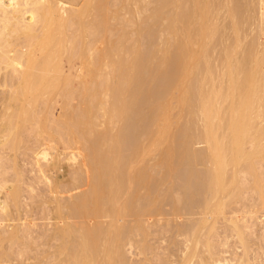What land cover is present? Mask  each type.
<instances>
[{"label": "bare ground", "instance_id": "1", "mask_svg": "<svg viewBox=\"0 0 264 264\" xmlns=\"http://www.w3.org/2000/svg\"><path fill=\"white\" fill-rule=\"evenodd\" d=\"M10 1L11 2L9 4H6L4 2V0H0V23H2V25H0L1 26V28H0L1 29L0 30V64H2V62H3V65H2L3 68L2 67L1 68L4 69V63H5V65L10 66L8 68L14 69V70L9 69L10 71L11 70H13V71L18 70L19 73L16 72L17 76H18V74L21 75V76H19L20 81L18 82V84H17L18 86L16 88L17 92L15 91L16 93H18V95L19 94L25 95V97H26L27 94H34V93H40V92H41V95H43V96H44V94L45 95L46 94L51 95V93L55 91L57 85H60L62 82H66V83H62V85L64 84L63 85V87H64L69 82V77L67 78L66 74H65L66 76L63 75L66 78L61 77L59 75L60 74L59 71L64 70V69H61L62 67L60 68V66H62L63 63L60 62L62 60L59 61V59L61 56H62V58L64 55L66 56L67 52H66V54L64 52L66 50H68L67 49L68 44L66 43L67 48L65 47V44H64L66 42V40L63 43V40L66 37V35H65L63 38V35H64L63 34V30H64L63 27L66 24V22H67V24H69V23H72L71 22L72 20L73 21H74V19L77 20V18H76L77 16L75 15L76 13L75 14L73 13L74 16H76L75 18H73L74 16L72 15L73 19L64 15L65 14L64 11L69 9V8H66V7H68V6H66L67 4L65 2H62L61 0H10ZM96 1H98L96 6L94 7L96 9H94L93 11H96V13L98 12L101 14H99L100 16L97 19V17L96 16L94 17V14H93L95 12H92V11L90 12L91 14H93V17L91 15H90V17L95 18V23H94V20L90 18L89 23L91 26H86V27H91V28H90V30L85 29V31H83V33L85 34L86 30H87V32L88 31L91 32V33L88 32L91 35L93 32L92 29H94L93 24H95V28H99V29L98 30L96 29L97 33L94 34L93 36L96 35L95 39L98 40L101 37L104 38L105 34L108 36V34L110 33L109 31H107L109 33H106V31H105L106 28L108 30L110 29V28H108L110 26L109 25L110 21L108 20L109 22L107 23V19L109 18L107 16V10L105 9V11H103V7H105L107 4L106 0L104 1L106 3H104L103 0H96ZM160 1L162 2V4L158 7L155 6V8L156 7L157 8L156 9L154 8L155 11L151 12L152 16L150 15L149 18L152 19V17H153V19H154V20H152V21H154L153 23H156L158 21L161 22L163 19L164 20L166 19L168 21V22L166 21L168 23L167 29L170 32V34L172 35L171 36L172 38L169 37L172 40L171 41L167 40L171 43H168L165 40V42H167L168 44L164 43L165 48L162 47L163 50L160 49V47H159L160 52L158 51L157 48L153 49L154 51L148 50V51H150V52L152 51V52L150 54L146 53L149 56H147L145 54L147 56V58H145V57H143L144 53H140V51H139V47L136 44L137 41L135 42V44H132L133 42L131 43V40H130L131 38H130L127 41V43L125 41V43H126L125 45L121 44V42H122L121 38L123 37L125 39V37H126V34H125V37H124V35H122V37L120 38V36L122 34L121 33L119 36V38L121 39V40H119V42L120 41L121 42L119 43L116 40L117 43H119V44H117L116 41H113V40H112L113 44H112L111 40L109 41L111 43H108L107 41L109 39L106 40V35H105V40L103 38L100 39L102 42L101 48L97 47L98 49L96 48L97 50L96 51L94 50V52L92 53V54L95 53L94 55H92L91 57H87V59H85V58L83 59V60H87V68H86L87 70L86 71H88L87 74L91 78V79L89 78L90 79L89 81L92 82V84H91L92 86L89 85L91 88L87 87L90 90V92H89L90 94L88 95L89 96L88 99H90V96H91L92 97V101H91L92 103L91 102L86 103L89 105L87 106L85 104L86 107H84L85 109H83V111H81L82 108H80L81 110L79 109L81 111V115L79 113L80 111L78 113H79L80 117L82 116V118H79V120H78L77 117H79V115L78 116L76 115L77 119H75V120H77V121H74V120L73 121L76 122L77 125H75L76 126L75 127L73 124V126H74V128H77L78 130L80 129V131L82 133L77 130V132H80L79 134H82V135L86 134L87 135V137H86V135H84L85 138L87 139V140H85L86 142H88V141L92 142V143H90V148H91L90 153H92L91 154L92 158L91 157L90 158L92 160V162H91L93 164L92 166H94V169H92V173L94 171V174H92L93 177L91 175L92 182H90L91 179L89 180V178H88V180H89L88 182H90V184H88V186H85L86 188H88L89 191L85 190L86 188L83 189V190H85V192L82 191L83 194L80 193V196L78 195V199L76 197L75 199H77V200L74 202L71 201L72 204L70 203V206L68 205L69 209H71V211H72V216H73V213H75L74 218L75 219L77 218L78 221L77 222L75 221L74 225L65 226L66 224L65 225L61 224L63 222V220H62V222H58L54 225V227L56 226L55 233H57L55 235H57V237L60 238L62 242H59L61 244L57 243V244H59L58 253H56V255L53 257V258H55V260H52V261H54V262L56 261V263H53V264H124V263L128 262L126 260L127 258L125 259V262H124V257H126L127 255L124 256L125 252H123V251H124L125 243L127 244L129 242L128 240L131 239V237H130L131 229L133 228L134 224L137 225V226L135 225L134 227H137L138 230L142 229L141 227H143V224H144L143 222H145L142 220H144V217H147L146 215H148L149 217L151 216L152 212L154 211V210L152 211V205L156 203V200H152V198H150L151 196H149V195H148L149 196L148 198L147 197L144 198L145 202L147 201L150 204L147 207V212L140 214V216H138L139 214L137 215L138 217L136 219L139 218V220L137 221L138 223L135 222L133 224V226H132V224H129L130 219H128L127 217H129L131 215L134 216L136 213H139L136 210L138 205L135 206V203L139 204V201H140V204L142 203V205H141L142 208H144L145 205L148 204L147 202H146L147 204L143 203L144 200H143L142 195H141L142 196V198H141V196H139L137 193H135V190H136L135 184H142V185H144V187H146L147 190H151L152 187H154L153 186L154 183L157 181L156 178H154L153 176H150L149 171H148L149 169L147 170V167L149 168V166H146L147 163L144 164L146 161L147 154L149 153L151 147H152V150H154V148L158 149V147H159L158 145L161 146V144H164V143L166 144L167 148L164 149L165 150V152H163L164 156L163 155L162 156H163V160L165 161V163L166 164L168 163V166L169 165L171 166V167H169L171 169H172V165H175L177 160H179L181 163L186 162L184 164L187 166H190V167L193 166L194 164L196 165V163H203V164H206L208 166L206 168V171H205L206 172V176H205L206 181H204L205 183L204 182L201 183L200 181L197 182V183L204 184L203 189L200 186L201 187L200 189L203 190V192L201 194L202 195V201H199V203L201 202L202 204L198 205V210H197V208H196V210L194 209L195 207H197L195 201H194L195 207L192 206L193 202H192V205H190L191 207H189L188 204H191V203H189V200H187V199L186 200L188 202L181 204V201L183 199V195H187V198L188 197L192 198L193 194L195 195V192L197 190L191 189V186H192V184L194 186L195 182H193V180L197 176H195L192 180L191 176L189 175L188 179L189 178L191 179L190 180L191 183L188 180L186 183H185L186 180L183 181L184 185L183 184L181 185L182 182L179 183L180 184L179 186L181 188H182V186L183 187L186 186L187 189L192 190V191L194 190L195 191L194 193H192V191L187 192L186 191L187 189L183 188L186 190H185V193L181 194L179 192H181L182 189L180 190L179 188H176L180 191L177 192L176 193L177 196L174 197V204H173L174 212L172 211V215L174 213V215L177 218L183 219V221L184 220L185 221L191 220L190 219L191 216L193 217L196 214L200 215V217H197L195 219V220H197L198 223H196V222L193 223V224H196L195 226H193V224H192L193 229H192V227H189V229L185 228V230H184V227H186V225H187V222H184V223H186V225L183 227V229L180 230V232L183 230L184 235H186V236L190 235V237H191V238L189 237L190 240L195 239V241H196V242L194 241L196 244L194 246L195 249L192 252L193 255L192 254L189 255L188 253H185L186 256H184V258H183V264H195V262H193L194 258H199L200 262L196 261L197 264H199V263L200 264H209L208 263L209 261L206 260L208 258H204L203 255L197 254V252H199L197 250V248H198V246H200L199 244L202 243V241H201L202 237H200V238L198 237V234H199L200 230L202 229L201 225L204 222L207 224L210 221L214 224V222L219 217V215L224 214V211L226 210L225 207L227 205V202L225 201V199L230 198V197L232 198L234 192L241 190V187H242L241 184L243 182V181H241V179H242L241 175H243L244 177L246 175L252 176L253 180H252V178L250 180V182H252L251 190H254V192L256 191V193L261 194V197H264V183H263L264 179H262L263 175H261L262 177L260 176V174L257 171V170H259V168H257L258 166L256 167V165L260 163L259 161H264V0H185V2H187V3L189 2L187 9L183 8L182 1H184V0H172L171 3H168L169 1H167V2L162 1V0H160ZM85 3H87V1ZM88 4L94 5L95 3L93 2V4H92V2H91V4L90 3H88ZM108 5H110V4H108ZM138 5H136V6L138 7ZM167 5H169L168 7H172V8L170 9L171 11L167 10V13H166L165 12L166 10L164 9V7H166ZM256 5H258V6L256 7ZM181 6H182V8H181ZM83 8H85V7H83ZM83 8H81V9H83ZM106 8H107V6H106ZM122 8H123V6H122ZM138 8L140 9V7H138ZM138 8L136 9V11L138 10ZM98 10H100L101 12ZM163 10H165V11H163ZM256 10L258 11L257 14L255 13ZM69 11H71V10L69 9ZM82 11H79L80 14L78 15V21L81 20V17L85 14V12L83 14ZM89 11L90 10H88L87 13ZM72 12H74V11H72ZM139 13H140V10H139ZM108 14H110V11H108ZM113 14L114 13H112V15ZM141 14H142V12H141ZM140 15H139V17H140ZM256 15L260 16V17H258L259 18L258 22L260 21L259 22L260 26H259V23L257 22L258 27H260V29L259 28H257V29H259V31L261 32L260 34H262V35H260L259 33H257L260 35V37L257 34L254 36L252 35L255 32V30H253L254 29L253 26L256 25L255 24L256 23L255 21L257 20ZM69 19H72V20H69ZM83 19H86V17ZM111 19H112V17H111ZM76 20H75V22H76ZM86 20H88V19H86ZM91 21H93V23ZM54 22L57 23L56 24L57 26L55 25L57 27L56 29L51 28V26ZM83 22H82V24H83ZM141 22L143 23V21H141ZM150 22L151 21H149V23ZM40 23L42 24L43 33L40 31V29H36V28H39V27H37V25ZM85 24H87V23L84 22V26H85ZM107 24H108V26H107ZM112 24H113V22H112ZM78 25H80V24L79 23L77 24V28H80V26L78 27ZM137 25H140V23ZM71 26H72V24H71ZM142 26H144V25L142 24ZM142 26L140 25L141 29L144 28ZM155 27H156V25H155ZM77 28H76V31H77ZM101 28L104 30H102ZM145 28L147 29V27H145ZM52 29H54V30H52ZM67 29L69 30V28H67ZM100 29H101V31H99ZM112 29H114V27H112ZM37 30L40 31V33L42 34L41 35L42 37L40 35H39L40 37L37 36V34H36V32L38 33ZM83 30H84V28H83ZM94 31H95V29H94ZM145 31H148V30H145ZM149 31H152V33H153L154 30L149 29ZM259 31H256V32H259ZM101 32H103V33H101ZM104 32H105V34H104ZM155 32L156 31H154V33ZM12 33L24 34L26 37V40L29 39L28 40L29 43L32 40L38 39V41H36L37 42L36 44L39 46L40 51L38 50V52L41 54L40 59H38V57L35 59H34V57L32 58L33 54H31V52H32L31 49H34L36 47V45H34L35 47L33 45H31L32 47H34V48H31V46H28L30 44H28V45L26 44L28 41L23 42L26 44L27 49H28V47L31 48V49L27 50L26 52L25 51H19L16 49L14 50L12 47H11L12 49L11 48L9 49V47L12 46V43H13V41H11V38H9ZM147 33H149V32H147ZM154 33H153V36H154ZM101 34L102 35L104 34V35L102 36ZM110 34H112V33H110ZM143 34L141 33V35H143ZM78 35H77V38H78ZM99 35H101V37ZM138 35H140V34L138 33ZM18 36H21V38H22L20 40L21 42H22V40L25 39V38L23 39V37H24L23 35H18ZM12 37H13V34H12ZM14 37L17 38L16 36H14ZM86 37L88 38L89 36L86 35ZM70 38H72V37H70ZM87 38H86V40L88 41L89 38L88 39ZM119 38L117 37L116 39H119ZM18 39H20V38H18ZM18 39H17V41H18ZM74 39L76 40L75 36H74ZM74 39H72V40L74 41ZM92 39L93 40H91V39H89V40H91V42L95 41L94 37ZM124 39H123V41H124ZM17 41H16L15 45L17 43H19V45H20L21 43L17 42ZM70 41L68 40L67 42H70ZM87 41L84 43L86 45V47L84 45H82L85 49L88 46ZM104 42H106L107 44L103 47V45L105 44ZM128 42L130 43V45L128 44ZM23 43H22L23 46L20 45V46H22V48L20 47L21 49L25 48V46H24L25 44H23ZM100 44H99V46H100ZM70 45H71V43H70ZM91 45H93V44L91 43ZM13 47H15V46H13ZM83 47H82V49H83ZM87 49L89 50V48H87ZM93 49H95V48H93ZM75 50H76V47L72 51H75ZM88 50L84 51V49H83L82 51L88 52ZM156 50L158 52H155ZM161 50H162V52H161ZM214 51L218 52V54L216 53L217 55H215ZM10 52H12V54ZM211 52H214V53H211ZM34 53H35L34 54V56H35L36 52H34ZM155 53L156 54L158 53L161 55L159 56L157 54L159 56L158 57L157 55H155ZM86 54L88 55V53H85L84 56ZM59 62L61 64L60 66H59ZM19 67L22 69L24 68V69L23 70L19 69ZM146 68L149 69V72L151 71L152 75H151V73H150V75L144 74V72H145L144 70ZM149 72H147V73H149ZM56 73H59V74H56ZM12 74H14V73H12ZM61 74H62V72H61ZM12 76H14V75H11V77ZM14 77H12V78H14ZM161 78H163L167 81L166 82L163 80L167 84V88H166V84L165 83L163 84L162 88H164V86H165L164 91H162L163 94L161 93L160 85L157 82V81H159L158 79H160L162 81ZM0 80H1V77H0ZM153 80H155L157 83ZM152 81H153V84H152ZM1 82H0V84L2 85L3 82L2 83ZM14 82H16V81H14ZM154 83L156 85L157 84L159 85L158 86L159 89L157 88V86L155 87ZM7 84L9 85V82H7ZM68 85H69V83H68ZM84 86H85V84H84ZM63 87H60V89H64ZM66 88L67 87L65 86V90H66ZM102 88H103V90H102ZM85 89H86V87L83 88L82 91L80 90V92L81 93L82 92L88 93L89 90L87 91ZM7 90H9V89H7ZM158 90L160 91L161 94L158 92ZM12 91H13V89H12ZM56 91H59V88ZM99 91L102 92V93H100L101 95H103L102 97H104V96H108V97L110 96L111 97V99L113 100V101L111 100V102H113L111 109L108 110V107H110L111 104L105 105L101 102L103 99L99 97L100 96L98 94ZM75 92L77 93L78 91H75ZM80 92H79V94H80ZM103 92L105 95L103 94ZM70 93L68 94V97H69ZM56 95H57V92H56ZM71 95H73V94L71 93ZM97 95L100 99H102L101 101L99 100V98H97ZM63 96H64V94H63ZM145 96H147L148 101H150L149 103H152V104L147 105V106L150 107L152 105L154 107L153 108L151 106L154 110L153 117L151 116L152 114L150 113L151 114L150 120H152V118H153V120L152 121L146 120V123L144 122L145 117L142 116L143 111L147 108V107H145L146 104H149L145 100V98H146ZM18 97L19 96H17V98ZM22 97H24V96H22ZM38 97H41V96L38 95L37 99H38ZM76 97H77V95H76ZM149 97H150V99H153V100H149ZM29 98L30 97L26 98V100ZM94 98L95 99L97 98L96 100H99L101 102L100 105L97 104V109H100V107L103 108L104 105L108 106L107 108L105 107L103 109L104 112H105V110H107L106 113H104V116H106L108 119V122L111 121L113 125L115 123L121 124L120 127H121L122 131L124 130L123 127L124 128L126 127L125 124L126 125L129 124V123L127 124L128 121L126 122V119H128L130 117L128 120L131 121V117H136L137 114H139L138 117H141V116L143 117V118H140L143 120L138 121V123H139L138 127H137L138 129H139V126L141 128L144 123H145L144 127L146 126L147 123L149 124V125L147 124L148 126H146L145 128L142 127L140 129V131L142 129H144L142 131H145V130L147 131L148 130L147 127L150 126L149 130L147 131L148 134L147 133L145 134V136H147V138H145V139L143 138V140H142L141 136H139V138L141 140L139 139L140 141L138 140V143H136L135 138L137 137L138 133H137L136 137H134L133 141L135 140L134 142H135V145H137V146H136V148L134 147V149H133L134 151L130 149L132 152V155L129 158H127L129 161H127V159L125 160L126 162L124 161L126 164L125 167L122 165V162L119 163V158H120L121 154H119V158H118V154H116V153H119L118 151H120L119 150L120 149V146H119L120 142L114 143L115 142L114 141L113 142L114 144L111 147H110L111 144L108 145V143H107V146H108L107 148L104 146H103L104 148H102L100 146L101 144H100L99 140L101 139V137H100L101 135L100 136L97 135V134H100L99 131H98V133L94 132V127L97 124V123L94 124V122H96L95 119L97 117L92 116V113H93V109H95V108L91 107L92 112L90 109V106L93 103H95ZM138 98H139L140 102H138V104H137V101H135V100H138ZM47 100H48V97H47ZM72 100H73V98H72ZM81 100H82V97H81ZM143 100L146 102V104L143 103ZM173 102L176 104V106H179V108H182V110H185L184 112H187V114L191 116V120H194V123H195L194 127L195 128H193V126H189V127H187L188 130L193 131V133H194V131L196 132V130H197V131H199V133L197 132V133L190 135V132H188V134L186 133L187 134L186 138H182L180 136L185 137L184 136L185 133L184 134L182 133V135H181L180 134L181 131L179 132L177 130V132L180 134L178 136V133L174 130L175 126L177 128V125H178V124L176 125V122L173 120V119H175V118H173L175 115H173V117H171V113H173L172 110L175 111V109H173V107L175 105V104H173ZM96 103L93 104L92 106L95 105V107H96ZM132 103L133 104L136 103L134 105L136 107L131 106V105H133ZM15 104H17V103H15ZM29 105H30V103H29ZM41 105H43V103ZM60 105H62V104H60ZM21 107H22V105H21ZM39 107H40V105H39ZM22 109H23V107H22ZM176 109H177V107H176ZM32 110H33V108H32ZM39 110H41V109H39ZM149 110H150V108H149ZM17 112H19V111H17ZM100 112L103 113L101 110H100ZM22 114H24V111ZM58 114H59V111H58ZM94 114H95V111H94ZM173 114H175V113H173ZM24 116H26V115H24ZM57 117H59V115ZM92 117H93L94 121L92 120ZM13 118H15V117L13 116ZM20 118H21V114H20ZM183 118H184V115H183ZM63 119L65 120V118H63ZM72 119H74V118H72ZM21 120H19V121L20 122L24 121L23 118H21ZM64 120H63V122L60 123L61 126L59 125V127L61 128L64 125V127L68 131L67 134H70V137L72 136V138H73L75 136L74 132L76 130H74V128H71V126L69 127L68 122L67 121L64 122ZM181 120L182 119L180 118V121ZM35 121H33V122H35ZM69 122H70V119H69ZM111 122H109L110 126H111ZM140 122H142L141 125H140ZM150 122H151V124H150ZM35 124H36V122H35ZM78 124L83 125V127L80 125H79L80 126L79 127ZM27 127H29V126H27ZM30 127H32V126H30ZM129 127H130V125H129ZM135 127H136V125H135ZM127 128H125V130ZM192 128L195 130H192ZM66 129L64 130L62 128V130H64V132H67ZM112 129H113V127H112ZM128 129H130V128H128ZM28 130H30V129H28ZM125 130H124V133H125ZM86 131H87V133H86ZM128 131H130V130H128ZM133 131H135V130H133ZM133 131H130V134ZM140 131L138 130V132H140ZM106 132H108V131H106ZM126 133L124 134L125 136H126ZM39 135H40V133H39ZM88 135H89V137L91 136L90 137L91 139L88 137ZM119 135L120 134H118L119 138H117V141L120 140L121 136L124 137V135H120V136ZM142 136H144V133L142 134ZM66 137H69V136L66 135ZM66 137H65V139H66ZM98 137H99V139H98ZM111 137H112V135H111ZM195 137L203 138V141L206 143V148L203 151H197L196 149L193 148V146H195L194 145ZM92 138H97V139H92ZM180 138H182V139H180ZM112 139H114V138L112 137ZM112 139H110V140H112ZM196 139H195V142H196ZM51 140L53 141V139H51ZM69 140L70 139H68L67 141H69ZM73 140H74V138H73ZM76 141H77V138H76ZM197 141H198V139H197ZM111 142L112 141H110L109 143H111ZM123 142H124V140L122 141V143ZM98 143H99V146L101 147V149L99 146H97ZM93 144H94V146H93ZM50 146H51V144L49 145V147ZM122 146L123 145H121V150L123 148ZM93 147H95V148H93ZM132 147L133 146H131V148ZM126 149L128 150V147ZM66 150H68V149H66ZM128 152L131 154V152L129 150H128ZM69 155H71V153H69ZM126 155L124 154V158ZM4 158H6V157H4ZM121 158H123V157L121 156ZM120 160L123 161L124 159H120ZM159 160H161V159H159ZM39 161H41V160H39ZM39 161H37V162H39ZM75 162H76V159H75ZM78 162H80V161H78ZM127 162H128V164H127ZM158 162H161V161H158ZM177 163H178V161H177ZM119 164L122 165V169H121V166L119 167ZM166 164L164 167L167 166ZM262 164H263V162L259 166H261ZM158 165L155 164V166H157V167H158ZM39 166H40V163H39ZM166 169H168V168H166ZM171 169H169V171H171ZM0 170H1V168H0ZM172 171H173V169H172ZM1 173L2 172L0 171V174ZM47 174L46 175L44 174L43 177L46 178L45 176L49 175V174L48 175ZM71 174H72V172H71ZM90 174H91V172H90ZM153 174H154V172H153ZM194 174H195V172H194ZM173 175H175V174H173ZM203 175L204 174H202V176ZM50 178H52V177H50ZM50 178L47 177L46 179L51 180ZM78 179H79V177H78ZM201 179L203 180V178H201ZM195 180H197V179H195ZM246 181H248V180H245V182ZM187 183H190L191 186L189 184L185 185ZM156 184H157V182H156ZM175 184H176L175 185V187H176L178 185V183H175ZM243 184H244V182H243ZM2 185L3 184L0 181V189L2 188ZM80 186H82V185L80 184ZM90 186H91V188H90ZM121 186H125V187L127 186V189H126L127 192L128 193L131 192L130 196L133 195L132 196L133 198L130 200L129 204L127 202L126 203L124 202L125 200L128 201V199H125L123 201L124 197L123 198L121 197L122 194H125V192H126V190L124 192L120 191ZM64 188H66V187H64ZM77 188H80V187H77ZM131 188H134V189H131ZM176 189H174L175 192H176ZM80 190H82V188H80ZM65 191H66V189H65ZM65 191H63V192H65ZM72 191H73V189H72ZM13 192H15V191H13ZM13 192L10 194H11V196H13L15 198L16 194ZM79 192H81V191H79ZM74 194L77 195L78 194L77 191ZM241 194H242V192H241ZM105 195L109 198L106 199ZM197 195H195V197H197ZM66 196H67V194H66ZM198 196L200 197V194ZM5 197L8 198V196H5ZM103 198L105 200H108V203L106 202L108 205L106 203H104ZM134 198L136 199L135 203L133 202V201H135ZM68 199L70 200V197ZM141 200L143 202H141ZM172 202H173V200H172ZM236 202H238V201H236ZM5 203H4L5 205H2V206L0 205L1 206L0 212L3 211V213H4V211H7V210L10 212V210L8 209V206H7L9 202L8 203L5 202ZM186 206H188V207H186ZM235 210H237V209H235ZM251 210H254V209H251ZM250 214H252V213H250ZM102 215L107 216L108 218L109 217L111 218L109 223L105 224L103 222V220H102V222L104 224L99 223L98 220H96V222L92 223V220L99 219V217H101ZM186 216H188V217H186ZM189 216H190V218H189ZM253 217H251V218H253ZM6 218L8 219V217H6ZM7 219H5V220H7ZM2 220H3V218L1 219L0 224H2ZM66 220H67V217H66ZM123 221H125V222H123ZM243 221H244V219H243ZM189 222H191V221H189ZM10 223H12V222H10ZM73 223H74V221H73ZM184 223H183V225H184ZM236 224L234 226L238 227ZM190 225L191 224L188 223L187 226H190ZM207 226H209V225H207ZM239 226H240V223H239ZM27 227H29V226H27ZM30 227H32V226H30ZM209 227H211V226H209ZM245 228H244V230H245ZM1 230H2V228H1ZM52 230H54V229H52ZM133 231H134V228H133ZM145 231H146V229H145ZM232 231L234 232V230H232ZM72 233L77 235V237L74 236V238H73L74 241H75V238H77L75 241L76 243L73 244L74 248L71 245V241H70V246H69V244L66 243L67 241L65 240ZM188 233H190V234H188ZM243 234H244L243 229L239 228L238 235H239L241 241H243V243H245V241L243 239V236H244ZM10 236H11V239H14L17 236V233L12 232ZM71 236L73 237V235H71ZM1 239H2V237L0 238V241H1ZM186 239H188V238H186ZM16 242H17V240H16ZM194 242H192V243H194ZM66 244H68V245H66ZM132 244H133V242H132ZM225 244H227V243H225ZM27 246L30 247V245H27ZM184 246H185V244H184ZM206 246L209 249L210 243L207 242ZM13 247H14V245H13ZM68 247H69V250H68ZM70 248H71V250H70ZM187 248H189V246H187ZM201 248H203V247H201ZM25 250H26V248H25ZM224 250H226V248ZM21 252H23V250ZM190 252H191V249H190ZM63 253L66 254V255H64V258H62L60 255ZM217 253H218V251H217ZM182 255H183V252H182ZM247 256H248V254H247ZM214 258H216V257H214ZM224 259H222V260H224ZM229 259L230 258L227 257V259H225V261H222L220 258H218V259H214V261H218V262H220V264H231V262H233V261L231 259L230 260ZM251 261H252V259H251ZM7 262H8V260H7ZM23 263H24V261H23ZM170 263L173 264L174 262L170 261ZM255 264H258V263H255Z\"/></svg>", "mask_w": 264, "mask_h": 264}, {"label": "rangeland", "instance_id": "2", "mask_svg": "<svg viewBox=\"0 0 264 264\" xmlns=\"http://www.w3.org/2000/svg\"><path fill=\"white\" fill-rule=\"evenodd\" d=\"M61 1L65 2L67 4L66 6H68L66 8H69L71 10V11H69V9L65 10L66 12L64 11V13H65V14L63 13L64 15H66L67 17L72 18L74 16V14L76 13L75 15L77 16V17L76 16L73 17V18L76 17L77 20L74 19V21H73L72 20L73 18L69 19V20H72L71 21L72 23L67 24V22H66V24L63 27L64 28V30H63V34H64L63 38L66 35V37L63 40V43L66 40V42L64 44H65V47L68 44L67 45L68 48L66 47L68 50H66L64 52L65 54L67 52L66 56L64 55L63 58L61 56L60 59H59V61L62 60L60 62L63 63L62 66H60L61 64L59 62V66H60V68L62 67L61 69H64V70L63 71L62 70L59 71L60 74L56 73V74H59L61 77H64L63 75H65V74L67 75V76L65 75L67 78L69 77V82H68L69 85H68V83H67L68 86L65 85L68 89L66 88V90H65V86L63 87L64 84L62 85V83H66V82H62L60 85H57V87L59 88V91H56L58 89L56 87L55 91L52 92L51 95L50 94H46V95L44 94L45 97L43 95H41V92L40 93H34V94H27L26 97H25V95H20V94L18 95V93H16L17 92L16 88L18 86L17 85L18 82L20 81L19 76H21V75L18 74V76H17L16 72L19 73L18 70L13 71L14 69L13 68H8L10 66L5 65V63H4V69H2L3 68V66H2L3 62H2V64H0V68L2 67L0 69V77H1L0 82L1 81L3 82L2 85L0 84V125H1L0 126V168H1L0 171L2 172L0 174V181L3 184L2 188H1L2 190L0 189V205L2 206V205L6 204L5 202H7V203L9 202L7 206H8V209L10 210V212H11L10 213L8 210H7L8 212L7 211H4V213H3V211L0 212V217H1L0 218V222H1V219L3 218L2 224H0V238L2 237V239L0 241V264H26V263L27 264L28 263L29 264H53V263H56V261L54 262L52 260H55V258H53V257L56 255V253H58V247H59V244H61L59 242H62V241H61L60 238L57 237V235H55L57 233H55L56 226L54 227V225L56 223H58V222H62V220H63V222L61 224H63V225L66 224L65 226L74 225L75 221L76 222L78 221L77 218L76 219L74 218V214L75 213H73V216H72V211H71V209H69L70 203L72 204L71 201H73V202L76 201L78 199V195L80 196V193L83 194L82 191L83 192H85V190L89 191L88 188H86L85 186H88V184H90V182H92L91 175L94 174V171L92 173V169H94V166H92L93 164L91 163L92 162V160H91V158H92L91 154L92 153H90L91 152L90 143H92V142L91 141L90 142L89 141L88 142L85 141V140H87L85 138V136H84V135H86V134H84L85 132L83 133L84 135L79 134L81 131H80V129L78 130L77 128H74V126L77 125V123L74 122V121H77V120H75L77 118H78V120H79V118H82V116L80 117V115H81V111H83V109H85L84 107H86L85 104L92 101V97L91 96H90L91 100L88 99L89 98L88 95L90 94L89 93L90 92L89 88H91L90 86H92L91 85L92 82L89 81L91 78L87 74L88 71H86L87 70L86 69L87 68V60H83V59L84 58L87 59V57H91L92 55L95 54V53L92 54L94 52V50L96 51L99 47L101 48L102 42H101L100 39H102L103 37H101L102 34L99 35L101 38L99 37L100 39H98L99 40L98 41V40L95 39L96 35L93 36L94 34L97 33L96 29L97 30L99 29V28H95V24H93L95 31H94V29H92L93 32H92L91 35L89 34V33H91L90 31H88L89 33L87 32V30H90L91 27H86V26H91L90 23H89L90 22L89 19L91 18L90 15L93 17V14H94V17L96 16L97 19H98L99 16H100L99 14H101V13H98V12L96 13V11H93L94 9H96L94 7L96 6V4L98 2L96 0H61ZM86 1H87V3H85ZM104 1L105 0H103V2ZM162 1H166V2L169 1L168 3L172 2V0H162ZM4 2L6 4H9L11 1L10 0H4ZM91 2H92V4H93V2L95 4L94 5H89L88 3L91 4ZM106 2H107L106 6H107L108 9L105 6V7H103V11H105V9L107 10V16L110 18V19L109 18L107 19V23L110 21V23H109L110 26L108 27L110 29L108 30L106 28L105 31H106V33H109V32L112 33V34L109 33L108 36H107L105 34V32H104V34L106 35V40L109 39L107 41L108 43H111L112 40L113 41L117 40L119 42V40L122 39L121 40L122 42L121 41L120 42H121V44L125 45L127 43V41L131 38L130 40H131V43L133 42L132 44H135V42L137 41L136 44L139 47V51H140V53H144L143 57H145V58H147V56H149V55H147L148 53L150 54L152 52V51L150 52L148 50H153V49L157 48L158 51H159L160 49H162V47H164V43L165 44L167 42L171 43L169 41L172 40L171 39L172 35L170 34V32L167 29L168 28V23H167L168 21L166 19L164 20L162 18L163 20L161 22H159V21L156 22L155 21L156 23H153L154 22V21H152V20H154L153 17H152V19L149 18L150 15H151V12H154L155 9L162 4V2L160 0H158V1L157 0H108V1L106 0ZM106 2H104V3H106ZM134 3L135 4L137 3L136 5L139 4L138 7H140V9ZM188 3L185 2V0L182 1V5H183L184 9H187ZM108 4H110V5H108ZM121 5L123 6V8H122ZM79 6L81 8L85 7V8H83L84 10L81 9ZM155 6H157V7L155 8ZM168 6L169 5L164 7V9L166 11L163 10L166 13H167V10L169 11L172 8V7H168ZM257 6L258 5H256V7ZM137 8H138V10L136 11ZM181 8H182V6H181ZM88 10H90V11L87 13ZM139 10H140V13H139ZM257 10L255 12L256 14L258 12ZM72 11H74V12H72ZM79 11H82L83 14L85 12L84 15L82 14L83 16L81 17V20H79L80 22L78 21V15L80 14ZM91 11L95 12V13L91 14L90 13ZM98 11H100V10H98ZM108 11H110V14H108ZM141 12H142V14H141ZM112 13H114L115 15L114 14L112 15ZM139 15H140V17H139ZM85 17L89 21L86 20V19H83ZM111 17H112V19H111ZM258 17H260V16L259 15L257 16V20L255 21L256 25L253 26V28H254L253 30H255V32L253 31L254 32L252 34L253 36L256 35L257 33H259V34L261 33L259 31L260 27H258V25H257V22L259 20ZM91 19H93L94 23H95V18H91ZM75 20H76V22H75ZM83 21L86 22L87 24L88 23L89 24L88 25L85 24V26H84V22ZM141 21H143V23ZM149 21H151V22L149 23ZM77 22L80 24V25H78V27L80 26V28H77V24H78ZM82 22H83V24H82ZM91 22L93 23V21H91ZM112 22H113V24H112ZM139 23H140L141 26L143 24L144 26H142V27H144V28L141 29L140 25H137ZM56 24L57 23L54 22L52 24L51 28L56 29L57 28ZM71 24H72V26H71ZM0 25H2V23H0ZM155 25H156V27H155ZM107 26H108V24H107ZM111 26L114 27V29H112ZM259 26H260V23H259ZM37 27H39V28H36V29H40V31L43 33L42 24L41 23L38 24ZM66 27L69 28V30ZM145 27H147V29ZM0 28H1V26H0ZM76 28H77V31H76ZM83 28H84V30H83ZM257 28H259V29H257ZM54 29H52V30H54ZM85 29H87V30H86V33L84 34L83 31H85ZM101 29L99 31H101ZM149 29L156 31L155 33L153 31L154 36H153L152 31H149ZM102 30H104V29H102ZM145 30H148V31H145ZM37 31L39 33L38 34L36 32L37 36H39V35L41 36L42 34L40 33V31L39 30H37ZM107 31H109V32H107ZM256 31H259V32H256ZM147 32H149V33H147ZM101 33H103V32H101ZM138 33L140 35H138ZM141 33L142 34L144 33V34L141 35ZM12 34H13V37H12ZM12 34H11V36L9 38H11V41H13V43H12V46L9 47V49L12 47L14 50L16 49V50H19V51H25L26 52L27 50H29L31 48H34L35 47L34 45H36V47L34 48L36 51L34 49H31V51H32L31 54H33V56L32 55L31 56H32V58L34 57V59L37 58V57H38V59H40V55L41 54L38 52L39 46L36 44L37 43L36 41H38V39L37 40H32L29 43V41H28L29 39L26 40V37H25L24 34H22V33L21 34L20 33H15V34L12 33ZM120 34H121V36H120ZM125 34H126V37H125ZM259 34H257V35H259ZM18 35H23L24 36L23 39L24 38L25 39L22 40V42H21L20 40L22 38H21V36H18ZM77 35H78V38L81 41L77 38ZM86 35L89 36L88 38L91 39V40H93L92 38L94 37L95 41L91 42V40H89L86 37ZM105 35H104V38H103L104 40H105ZM122 35H124L125 39L122 37ZM260 35H262V34H260ZM260 35H259V37H260ZM14 36H16L17 38H15ZM74 36H75L76 40L74 39ZM119 36H120V38L121 37L122 38L120 39ZM70 37H72V38H70ZM117 37L119 39H116ZM169 37H171V38H169ZM18 38H20V39H18ZM86 38L88 39V41L86 40ZM17 39H18V41H17ZM72 39H74V41ZM123 39H124V41H123ZM68 40L69 41L71 40V41L67 42ZM110 40H111V42H109ZM165 40L166 41L169 40V41L165 42ZM16 41L20 42L21 43L20 45H22L23 42L28 41L26 44L27 45L30 44L28 46L33 45L34 47L31 46V48L28 47V49H27L26 44L23 43V44H25L24 45L25 48L23 47L24 49H21L23 45L20 46L19 43H17L15 45ZM86 41H87V45H88L87 48H89V50L87 48L85 49L82 46V45H84L86 47V45L84 44ZM117 41H116V43H117ZM125 41H126V43H125ZM70 43H71L72 46L70 45ZM91 43L93 45H91ZM104 43H103L104 44L103 47L107 44L106 42H104ZM119 43H117V44H119ZM99 44H100V46H99ZM112 44H113V42H112ZM128 44L130 45L129 42H128ZM13 46H15V47H13ZM75 47H76V50L72 51L73 49H75ZM82 47H83L84 51L88 50V52L82 51L83 50ZM92 47L95 48V49H93ZM159 47H160V49H159ZM162 50H161V52H162ZM158 51L156 50L155 52H158ZM34 52H36L35 56H34V54H35ZM214 52H211V53H214ZM10 53L12 54V52H10ZM83 53L84 54L88 53V55L86 54L87 56L86 55L84 56ZM216 53L218 54V52H215L214 54L217 55ZM157 54L155 53V55H157ZM158 55L160 56L161 54H158ZM9 69H13V70H11L12 72ZM19 69H22V68L19 67ZM146 69L145 70L143 69V70L146 73L149 72V69H147V70ZM61 72H62V74H61ZM145 72H144L145 75H150V73H151V71L149 73H147V74ZM12 73H14V74H12ZM11 75H14V76L16 75V76L15 77L12 76V77H14V78H12ZM151 75H152V73H151ZM66 77H64V78H66ZM161 79H162V81L160 79H158L159 81H157V82L160 85L161 93H162V91H164L165 86H164V88H162V87H163V84L165 83L164 81H166V80L163 79V78H161ZM14 81H16V82H14ZM153 81H155V80H153ZM153 81H152V84H153ZM7 82H9L10 86L7 84ZM84 84H85V86H84ZM158 84L157 85L155 84V87L157 86V88L159 89V87H158L159 85ZM59 86L63 87L64 89H60ZM85 87H86L85 90H87V91L89 90L88 93L87 92H84V93L82 92L81 93L80 90L82 91V89L85 88ZM87 87H89V88H87ZM166 88H167V84H166ZM7 89H9V90H7ZM12 89H13V91H12ZM102 90H103V88H102ZM75 91H78V92L76 93ZM100 91H99L98 94L100 95L99 97L102 98L103 100L100 99L98 97V95H97V98H99L100 101L102 100L101 102L103 104H105V105L106 104L107 105L111 104V106L108 107V106L104 105L103 108L99 106L100 109H97V104L98 105L101 104V102L99 100H96L97 98L96 99L94 98V102L95 103L97 102L96 103V107H95V105L92 106L95 103H93L92 105L90 104L91 105L90 109H91V107L95 108V109H93L92 116H96L97 117V118L95 117L96 118L95 119L96 122H94V124L95 123H97V124L94 127V132L98 133V131H99L100 134H97V135H99V136L101 135L100 136L101 139L99 140V142H100V144H101L100 146L102 148H104V147L107 148L108 147L107 143H108V145L111 144L110 145V147H111L114 143L120 142L119 143V146H120L119 150L120 151H118L119 153H116V154H118V158H119V154H121L120 158H119V163L122 162V165L125 167L126 166V164H125L126 161L125 160L132 155L131 150H133L134 147L136 148L137 145H135V142L138 143V140L140 139L139 136H141L142 140H143V138L144 139L147 138V136H145V134L149 130L150 126L147 127L148 128L147 131L146 130L142 131V130H144V129H142L141 130L142 132H141L140 129L142 127H144V124L146 123V120L147 121L148 120L149 121L153 120V118H152V120H150V117L151 116L153 117V113H154L153 108L154 107L152 105L151 106L153 108L151 106L150 107L147 106V105H150L152 103H149L150 101H148L147 96H145L147 98V99L145 98V100L147 101V103H149V104H146V102L143 100V103L146 104V106L145 105L144 106L147 107L145 110L143 109L144 110L143 111L144 115L142 114V116L145 117L144 118L145 119L144 120L145 123L142 121L144 124H143V126L141 128L139 126V129H138L137 128L138 124H139L138 121L139 120L140 121L143 120V119H140V118H143V117L142 116L138 117L139 114H137V113H136L137 114L136 117H131V121L128 120L130 118L129 117L128 119H126V122L128 121L127 124L128 123L129 124L128 125L125 124V126H126L125 128L128 127L130 129L127 128L125 130V128L123 127V129L125 130V133L127 132L126 136H125L124 135L125 134L124 130L122 131V129L120 127L121 124L115 123L113 125L112 122L109 121V122H111V126H110V123L108 122L107 117L104 116V113H106L107 110H105V112H104L103 109L105 107L106 108L108 107V110L111 109L113 102H111L112 99H111L110 96L109 97L108 96L102 97L103 95L100 94V93H102ZM56 92H57V95H56ZM68 92L69 93L71 92L73 95H71V93H70V95L68 97V94H69ZM79 92H80V94H79ZM158 92L160 93L159 90H158ZM63 94H64V96H63ZM103 94H104V92H103ZM38 95H40L41 97H38V99H37ZM76 95H77V97H76ZM17 96H19L20 98L19 97L17 98ZM22 96H24V97H22ZM28 97H30V98L26 100V98H28ZM47 97H48V100H47ZM81 97H82V100H81ZM72 98H73V100H72ZM149 100H153V99H150V97H149ZM135 101H137V104H138V102H140L139 98H138V100H135ZM14 102L17 103V104H15ZM29 103H30V105H29ZM42 103H43V105H41ZM60 104H62V105H60ZM135 104L136 103H134L131 106L136 107V106H134ZM173 104H175V103L173 102ZM21 105H22L23 109H22ZM39 105H40V107H39ZM86 105L88 106L89 104H86ZM176 107H177V109H176ZM32 108H33V110H32ZM80 108H82V110ZM149 108H150V110H149ZM39 109H41V110H39ZM173 109H175V111L172 110V112L175 113V114L171 113V117H173V115H175L173 117L175 119H173V120L176 122V125L178 124L177 128L175 126L174 130L176 132H177V130L179 132L181 131V133H180L181 135H182V133L183 134L185 133L184 134L185 137H183V136H180V137L186 138L188 132H190V135L194 134V133H197V132L199 133V131H197V130H196V132L194 131V133H193V131H189L188 130L187 127H189V126H193V128H195L194 127L195 123H194V120H191V116L188 115L187 112H184L185 110H182V108H179V106H176V104L174 105ZM22 110L24 111V114H22L23 113ZM100 110L103 113H101ZM17 111H19V112H17ZM58 111H59V114H58ZM94 111H95V114H94ZM78 112L80 113V115H79ZM91 112H92V109H91ZM20 114H21V118H23V120H24L23 122L19 121V120H21ZM182 114L184 115V118H183ZM24 115H26V116H24ZM58 115H59L60 118L57 117ZM76 115L77 116L79 115V117H77ZM13 116L15 118H13ZM62 117L65 118V120ZM72 118H74V119H72ZM180 118L182 119L181 121H180ZM69 119H70V122H69ZM63 120H64V122L65 121L68 122L69 127L71 126V128H74V130H76L74 132L75 136L73 135L74 136L73 137L74 140H73L72 136L70 137V134H67L68 131L64 127V125H63L64 123L62 124L63 126L61 128L59 127V125L61 126L60 123L63 122ZM92 120H93V117H92ZM33 121H35L36 124ZM142 122H140V125H141ZM73 124H74V126H73ZM147 124H146V126L149 125V124L148 125ZM150 124H151V122H150ZM79 125L80 124H78V126ZM129 125H130V127H129ZM135 125H136V127H135ZM27 126H29V127H27ZM30 126H32V127H30ZM80 126L83 127V125H80ZM112 127H113V129H112ZM27 128L30 129L31 131L28 130ZM62 128L64 130L66 129L67 132H64V130H62ZM193 128H192V130H195ZM77 130L80 131V132H77ZM128 130H130V131L135 130V131L131 132V134H130V131H128ZM138 130L141 133L138 132ZM87 131H86V133H87ZM106 131H108V132H106ZM39 133H40V135H39ZM137 133H138V135H137ZM143 133H144L145 137L142 136ZM118 134L124 135V137L121 136L120 140L117 141V138H119ZM180 134L178 133V136ZM66 135H68L70 138L66 137ZM111 135H112V137L114 139H112ZM136 135H137V137H136ZM65 137H66V139L68 138L70 140L67 141L68 139L66 140ZM86 137H87V135H86ZM88 137H89V135H88ZM134 137H136L135 138L136 141L134 140L135 142L133 141ZM76 138H77V141H76ZM182 138H180V139H182ZM196 138L197 137H195V139ZM51 139H53V141ZM92 139H97V138H92ZM98 139H99V137H98ZM110 139H112V140H110ZM195 139H194V145L195 146L192 145L193 148L196 149L197 151H203L206 148V143L203 141V138H201V137L199 138L198 137L197 138L198 141L196 139V142H195ZM121 140L122 141L124 140L125 143L124 142L122 143ZM110 141H112V142L109 143ZM50 144H51V146L49 147ZM120 144L123 145L122 146L123 147L122 150H121V145ZM93 146H94V144H93ZM97 146H99V143H98ZM131 146H133V147L131 148ZM158 146H157L158 149L154 148V150H152V147L150 148V151L147 154L146 161L144 163V164L147 163L146 166H149V168L147 167V170L149 169L148 171H149L150 176H153L154 178L157 179V181H156L157 184L155 182L154 185H153L154 187H152L151 190H147L146 187H144V185H142V184H135V189H136L135 193H137L139 196L142 195L143 196V200H144V198H146V197L148 198L149 196H151L150 198H152V200H156V203L152 205V211L153 210L154 211L152 212V214L150 216L151 218L148 215H146L147 217H144V220H142V221L146 222V223L143 222L144 223L143 224L144 228L141 227L142 229L138 230L137 227H134L136 225L134 223L139 220V218L138 219H136V218L138 216H140V214L146 213L147 212V207L150 204H149V202L146 201L148 203L147 204L145 202V200H144V202L141 200V202H143L144 204H147V205H145L144 208H142V206H141L142 203L140 204V201H139V204L135 203L136 199L134 198L135 201H133V202L135 203V206L138 205L136 210L139 213H136L134 216L131 215L132 217L131 216L127 217L128 219H130L129 224H132V226L134 224V226H133L134 231H133V228H132L131 232H130L131 239L129 238L130 239V240H128L129 242L127 241L128 243L127 244L125 243V245H124L125 247L123 246L124 247V251L123 252H125L124 256L127 255L126 257H124V262H125L126 258H127L126 260L128 261V262H126L124 264H130V263L131 264H168V263L171 264L170 261L174 262L173 264H183V258H184V256H186L185 253H188L189 255H191V254L193 255L192 252L195 249L194 248V246L196 244L195 243L196 242L195 239L190 240L189 239L190 235L186 236V235L183 234V230L181 232H180V230L183 229V227L186 225V223H184V222H187V225H188V223L191 224L190 226L186 225V227H184V230H185V228L189 229V227H192L193 223H195V222L198 223L197 220H195V219L197 217H200V215L196 214L193 217L191 216V218L189 216V218L191 219L189 221H191V222L185 221V220L183 221V219L177 218L174 215V213L172 215V211L174 212V210H173L174 197L177 196L176 193L179 192L181 189H182L181 192H179L181 194L185 193V190L187 189L186 186L185 187L182 186V188H181L179 186L180 185L179 183L182 182L181 185L182 184L184 185L183 181L186 180L185 183L187 182V180L190 181L191 179L190 178L188 179L189 175L191 176L192 180H193V178L195 176H197V177H195V179H197V180H195V179L193 180V182H195L194 186H193V184H192V186L190 185L191 181H190V183H187L185 185L189 184L191 186V189H194V190L198 191V192L197 191L195 192L194 190L192 191V190L187 189L186 190L187 192L188 191H192V193L195 192V195H197L199 193L200 197L198 196L199 194L197 195V197H195V195L193 194L194 198L193 197L192 198H189V197L187 198V195H183V199L181 201V204L182 203H186V202H188L187 200H189V203H191V204H188L189 207H191L190 205H192V202H193L192 206L195 207V203H194V201H195L197 207H195L194 209L196 210V208H197V210H198V205L202 204L201 202L199 203V201H202V195L201 194L203 192V190H201L200 188L202 187V189H203V185H204V184H201V183L206 181V177H205L206 176V172L205 171H206V168L208 166L206 164H203V163H196V165L194 164L193 166L190 167V166H187V165L184 164L186 162L183 161L184 163H181L179 160H177L178 163L176 161V164L174 163L175 165H172V169H173V171H172V169L169 168L171 166L170 165L168 166V163L166 164L165 161L163 160V156H164L163 152H165L164 149L167 148L166 144L164 143V144H161V146L160 145H158ZM101 147H100V149H101ZM127 147H128V150L131 152V154L126 149ZM93 148H95V147H93ZM66 149H68V150H66ZM69 153H71V155H69ZM124 154L125 155L127 154L125 156V158H124ZM3 156L6 157V158H4ZM121 156L123 158H121ZM75 159H76V162H75ZM120 159H124V160L121 161ZM159 159H161V160H159ZM39 160H41V161H39ZM157 160L161 161L162 163L158 162ZM37 161H39V162H37ZM78 161H80V162H78ZM127 161H129V160L127 159ZM163 162L168 167L167 166L164 167L165 164ZM259 162L260 163L256 165V167L258 166L257 168H259V170H257V171L260 174V176L263 175V177L262 176L261 177H262V179H264V167H263L264 166V161H259ZM262 162H263V164L261 166H259ZM39 163H40L41 167L39 166ZM157 163L159 165L160 164L161 165L159 166ZM127 164H128V162H127ZM155 164L158 165V167L155 166ZM122 165L119 164V167L121 166V169H122ZM166 168H168V169H166ZM169 169H171V171H169ZM70 171L72 172V174H71ZM90 172H91V174H90ZM153 172H154V174H153ZM194 172H195V174H194ZM44 174L48 175V176H45L46 178L47 177L48 178L52 177V178H50L51 180L44 178L43 177ZM173 174H175V175H173ZM202 174H204V175L202 176ZM241 176H242L241 178L243 179V180L241 179V181L244 182V184L242 182V184L244 186L241 184L242 187H241L240 191L234 192L232 198L230 197V198H226L225 199V201L227 202V205L225 207L226 210L224 211V214L219 215V217L216 219L214 224L210 221L207 224L204 222L201 225L202 229L200 230L201 233L199 232L200 235L198 234V237L199 238L202 237V239H203V240L201 239L202 243L199 244L203 248L198 246L197 250L199 252H197V254L198 255H203L204 258H208L206 260L209 261L208 262L209 264H216V263L220 264V262L214 261V259L220 258L222 260L224 258L227 259V257H229L233 261V262H231V264H255V263L264 264V197H261V194L256 193V191L254 192V190H251L252 182H250V180H251V178L253 180L252 176H250V175H246L245 177L243 175H241ZM78 177H79V179H78ZM92 177H93V175H92ZM88 178H89V180L91 179L90 182H88L89 181ZM201 178H203V180ZM245 180H248L249 182L248 181L245 182ZM199 181L201 183H197ZM175 183H178V185L176 187H175V185H176ZM263 183H264V180H263ZM80 184L82 186L83 185L84 186L82 187V186H80ZM64 187H66V188H64ZM77 187L82 188V190H80V188H77ZM90 188H91V186H90ZM120 188H119L120 191L124 192L127 189V186L126 187L125 186H121ZM176 188H179L180 190H178ZM183 188H186V189H183ZM65 189H66V191H65ZM72 189H73V191H72ZM83 189H85V190H83ZM131 189H134V188H131ZM174 189H176V192H175ZM78 190L81 191V192H79ZM13 191H15V192H13ZM63 191H65V192H63ZM76 191L78 193L77 195L74 194ZM12 192L16 194L15 198L13 196H11L10 193H12ZM241 192H242V194H241ZM130 193L131 192L128 193L127 190H126L125 194H122L121 197L122 198L124 197L123 201L125 199H128V201H129L128 202V201L125 200L124 201L125 203L127 202L129 204L130 200L133 198L132 197L133 195L131 194L132 196H130ZM66 194H67V196H66ZM5 196H8V198L5 197ZM107 196H106V199L109 198ZM142 196H141V198H142ZM69 197H70V200L68 199ZM76 197H77V199H75ZM104 198H103L104 203H106V202L108 203V200H105ZM172 200H173V202H172ZM235 200L238 201V202H236ZM186 207H188V206H186ZM235 209H237V210H235ZM251 209H254V210H251ZM250 213H252V214H250ZM102 216L99 217V219L92 220V223L96 222V220H98V222L102 223V224L109 223L111 218L110 217L108 218L107 216H103V217ZM6 217H8V219ZM66 217H67V220H66ZM186 217H188V216H186ZM251 217H253V218H251ZM5 219H7V220H5ZM243 219H244V221H243ZM102 220H103L104 223L102 222ZM73 221H74V223H73ZM10 222H12V223H10ZM123 222H125V221H123ZM183 223H184V225H183ZM239 223H240V226H239ZM235 224L238 227L234 226ZM195 225L196 224H193V226H195ZM207 225H209L211 227H209ZM27 226H29V227H27ZM30 226H32V227H30ZM1 228H2V230H1ZM239 228L243 229V231H244L243 239H244L245 243H243V241H241V239H240V237L238 235ZM244 228H245V230H244ZM52 229H54V230H52ZM145 229H146V231H145ZM192 229H193V227H192ZM232 230H234L235 233ZM12 232H16L17 233V236L14 239H11V236H10ZM188 234H190V233H188ZM71 235H73V237ZM74 236L77 237L76 234L72 233V234L69 235V237H67L65 239L67 241L66 243H68L69 246H70V241H71V245H72L73 248H74L73 244L76 243L75 241L77 239V238H75V241H74L73 240ZM186 238H188V239H186ZM16 240H17V242H16ZM132 242H133V244H132ZM192 242H194V243H192ZM207 242L210 243L209 249L206 246ZM57 243H59V244H57ZM225 243H227V244H225ZM68 244H66V245H68ZM184 244H185V246H184ZM13 245H14V247H13ZM27 245H30V247L27 246ZM187 246H189V248H187ZM25 248H26V250H25ZM225 248H226V250H224ZM21 249L23 250V252H21L22 251ZM190 249H191V252H190ZM68 250H69V247H68ZM70 250H71V248H70ZM217 251H218V253H217ZM182 252H183V255H182ZM247 254H248V256H247ZM60 255H61L62 258H64V255H66V254L63 253V254H60ZM214 257H216V258H214ZM12 258L13 259L15 258V259L13 260ZM225 259L222 260V261H225ZM251 259H252V261H251ZM7 260H8V262H7ZM193 260H194L193 262H195V264H197V262L199 261V258H194ZM23 261H24V263H23Z\"/></svg>", "mask_w": 264, "mask_h": 264}]
</instances>
